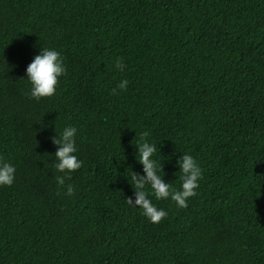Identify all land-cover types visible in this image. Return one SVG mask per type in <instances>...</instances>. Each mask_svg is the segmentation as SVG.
Wrapping results in <instances>:
<instances>
[{
	"label": "trees",
	"instance_id": "16d2710c",
	"mask_svg": "<svg viewBox=\"0 0 264 264\" xmlns=\"http://www.w3.org/2000/svg\"><path fill=\"white\" fill-rule=\"evenodd\" d=\"M41 47L66 72L35 99ZM66 125L83 164L60 186ZM144 130L175 188L182 153L203 170L186 207L151 197L159 223L127 202ZM0 158V264H264V0H0Z\"/></svg>",
	"mask_w": 264,
	"mask_h": 264
},
{
	"label": "clouds",
	"instance_id": "9594fccd",
	"mask_svg": "<svg viewBox=\"0 0 264 264\" xmlns=\"http://www.w3.org/2000/svg\"><path fill=\"white\" fill-rule=\"evenodd\" d=\"M114 66L124 68L121 57H116ZM26 78L30 82L29 95L32 98L51 96L56 91L60 76L66 72V66L61 53L55 48L41 47L38 54L26 66ZM127 79H122L112 91L117 88L126 89ZM77 127L66 125L62 131L52 139L58 147L55 150L54 169L64 175H55V181L60 186H65V177L70 176L83 164L77 156L76 147ZM140 140L135 144L137 159L142 164V172L132 171L131 181L134 188V199L127 197L130 206H138L141 214L150 222L159 223L168 215L163 207L153 203L151 197L156 200L170 199L175 201L178 207H186L187 199L196 194L203 170L196 159L190 153H182L177 159L178 172L180 173V187L175 188L163 179L162 165L157 159V145L148 139L147 130L137 133ZM136 135V136H137ZM15 164L0 158V185H11L15 179ZM74 189L71 184L66 185V193L71 195ZM259 192V191H258ZM260 195V192H259ZM258 195V196H259Z\"/></svg>",
	"mask_w": 264,
	"mask_h": 264
}]
</instances>
